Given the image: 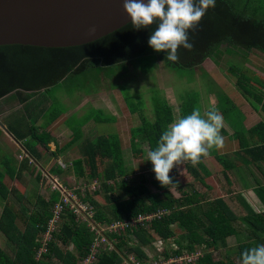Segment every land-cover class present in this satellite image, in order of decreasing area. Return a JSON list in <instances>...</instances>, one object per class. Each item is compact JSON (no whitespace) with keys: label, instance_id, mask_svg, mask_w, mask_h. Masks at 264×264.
Instances as JSON below:
<instances>
[{"label":"trees","instance_id":"1","mask_svg":"<svg viewBox=\"0 0 264 264\" xmlns=\"http://www.w3.org/2000/svg\"><path fill=\"white\" fill-rule=\"evenodd\" d=\"M155 27L156 25H152L137 30L128 22L99 39L69 47L0 45V100L5 98L10 103L16 101L23 106L40 89H47L69 73L80 75L89 68L117 64L144 55L161 60L164 66L171 70H177L198 68L206 59L213 60L223 53L240 52L243 59L253 49L264 53V4L260 0H216L215 7L207 11L197 30L189 32L190 41L194 44L193 49L189 51L181 47L179 61L175 63L165 59L166 53H157L149 47L148 39ZM143 69L145 70L144 66ZM226 75L233 85V90H238L255 110L261 113L256 123L249 127L242 124L245 127L237 129L235 128L237 126H232L233 122L229 116V110L235 106V102L229 98L228 93H225L226 95L223 92L216 93L217 108L232 128L231 133H227L224 127L221 132L237 140V147L229 153L211 154L227 179L228 172L237 169L241 164L264 162V81L261 76L245 66L229 65ZM233 90H230L231 93ZM152 102L154 122L140 114L139 125L130 129L131 138H137L136 141L133 139L130 141L134 155L142 152L137 146L139 140L147 142L149 149H155L159 134L173 121L172 108L165 98L152 96ZM197 103L198 95L193 93L180 103L179 116L191 114ZM128 108L130 113L136 111V107ZM42 112L38 113L42 122L39 125L31 124L27 131L22 129L23 119L17 120L18 124L6 125L15 138L26 140L24 150L27 155L22 157L16 171L15 175L18 178L21 171L29 167L30 158L33 161L37 159L36 143L46 144L50 140L49 133L44 129L61 115V112H54L46 116ZM91 117L87 116L84 122ZM94 119L96 122L107 120L99 116ZM78 139L79 137L75 136L69 145ZM81 148L83 158H76L71 162L73 172L78 178L86 177L90 181L98 179L106 204L100 205L93 197L100 192L99 189L94 190L93 195L89 193L80 195L81 201L86 203L89 207L87 209L92 212L90 220L104 224L115 219L130 218L138 213L170 210L168 215L154 217L146 226L136 225L125 229V233L108 234L114 242V248H105L97 253V259L93 264H122L127 255L138 259L146 257L145 244L157 239L175 240L172 224H177L182 231L176 237L179 250H173V254H179L184 250L218 249L224 246L226 237L238 233L235 226L238 219L246 225L253 237L240 241L237 245V258L240 264L244 250L264 244V210L251 211L238 217L220 197L203 200V195L196 190L190 193L184 191L176 197L167 187H162L156 178L153 180L157 188L155 192L150 191L143 180L133 184L127 182L124 179L126 167L122 157L121 140L117 134L98 136L95 141L82 144ZM97 156L110 159L102 170H98ZM83 163L89 167L87 172L84 171ZM9 166L10 162L1 157L0 168L6 170ZM2 169L0 200L5 203L0 212V231L6 236L10 251L0 247V264H80L89 251L92 234L70 209H66L60 231L72 243L73 249H60L54 239L57 234L52 233L53 239L46 242V250L40 254L43 260L35 258L42 244L39 240L41 234L46 230L48 220L53 215L51 206L60 198L59 192L53 190L47 200L39 194H34L35 201L29 209L21 201L24 198L23 196L20 198L23 193L18 195L4 183ZM185 169L194 180L204 182L198 168L192 167L190 162L185 163ZM61 170L60 164H56L47 172L60 174ZM37 177H40V173H37ZM253 190L264 205V185H257ZM116 191H121L126 195L125 198L120 197ZM12 197L19 201L17 207L11 204ZM201 202L207 207L202 211ZM18 220L22 225H18ZM76 230L82 232L81 235H78ZM129 236L136 238L138 243L130 244ZM187 264L236 263L232 259H214L211 253L207 252L193 263Z\"/></svg>","mask_w":264,"mask_h":264},{"label":"rangeland","instance_id":"2","mask_svg":"<svg viewBox=\"0 0 264 264\" xmlns=\"http://www.w3.org/2000/svg\"><path fill=\"white\" fill-rule=\"evenodd\" d=\"M260 1L264 4V0ZM223 47L224 45H222ZM235 49L239 48L235 47ZM252 51L254 53H248L245 59H243L240 52L223 53L213 60L212 58L206 59L198 68L171 70L165 67L161 60H154L144 55L117 64L89 68L80 75L69 73L62 80L49 86L47 89H40L21 108L18 102L12 101L10 103L5 98H2L0 100V122L3 125L4 120L9 117L11 118V123L18 124L16 121L23 119L22 129L27 131L31 124L39 125L42 122V119L38 116L39 112L43 111L42 113H45L46 116L54 112H61V120L56 119L51 124L56 127L62 125L61 128L66 132L62 141H66L71 136L72 139L75 136L79 137L72 148V152L69 153V160L77 156V158H83L81 151L82 144L93 142L98 136L117 134L121 140L122 157L126 167L124 179L132 184L143 180L144 185L150 191L155 192L157 191L153 183L155 173L152 170L151 161L146 160V151L149 150L147 142L138 141L137 146L142 151L138 155L133 154L130 146L132 139L134 141L137 140V138H131L130 129L139 125L140 114L145 115L152 123L155 120L152 96L163 97L168 101L172 108L174 120L179 116L180 103L193 95V93H197L198 95L196 106L202 113L210 107L218 109L216 93H228L229 98L235 102V106L229 110V116L233 122L232 126H237L235 127L237 129H242L244 125L249 127L260 119L261 113L255 110L238 90H233V85L227 78L226 71L229 65L245 66L254 73L260 74L261 78L264 79V53L261 55L257 50ZM230 90H233V93ZM128 106L136 107V111L130 113ZM23 111H31L32 116L29 118H16V116H21ZM87 116L94 117L84 122ZM97 116L107 120L96 122L94 118H97ZM57 120L61 124L56 122ZM50 125L47 126V129ZM224 128L227 133L232 132L231 125L225 120ZM7 131L8 129L5 130L6 133ZM161 134H159V137ZM4 135L0 127V156L6 158L14 169L15 162L21 160L27 153H25L23 147H18L15 142L9 139L5 141ZM221 135L224 137L223 147L218 150L213 148L210 154L203 158L202 162L196 166L204 178V182L194 180L188 174L184 164L178 168H174L170 173L174 181H179L178 186H169L167 189L176 197L180 196L184 191L190 193L192 190L200 192L203 195V200L220 197L238 217L251 211L264 210L253 190L257 185H264V162L250 165L241 164L237 169L230 170L226 179L221 166L211 154L215 152L229 153L237 147V140L229 138V135H225L222 132ZM38 151L39 154L44 155L43 159L47 160L49 158L48 148H38ZM97 161L98 170H102L109 163L110 159L97 156ZM43 166L49 168L51 163L48 166L43 164ZM83 167L84 171L87 172L89 169L88 165L83 163ZM65 168L66 172L61 175L59 174V176L54 173H42L43 168L30 158L29 167L22 171L18 180L7 175L4 183L8 188L14 189L17 194L23 193L20 196V198L24 197L21 201L29 209L35 201L36 195L34 194H39L47 200L53 190L59 191L58 189L60 188L62 189V194H60L62 198L68 200L69 195H72V201L69 202V206L78 203L81 207H85L86 203L81 201L80 195L83 196L87 193L93 195L92 192L96 189H99L100 192L93 195V197L100 205H106L102 191L99 188L98 179L94 178L90 181L86 177H76L71 164L65 165ZM36 169L40 171L37 172L40 173L39 178L37 177V173H35ZM116 193L123 198L126 196L121 191H116ZM74 194L77 196L76 198ZM10 201L13 207H17L19 204V201L13 197ZM4 203L5 201L1 199L0 212ZM201 205V211L207 208L204 207L205 203L201 202ZM64 210L60 220L54 224L53 230L51 228V218L48 220L47 228L42 232L41 239L39 240L44 243V241L53 239L52 233H56L57 236L54 239H56L59 248L71 250L73 249L72 243L60 231L61 223L66 216ZM73 211L74 215H80V213L77 214L79 211L74 209ZM167 211L166 215L170 213V210ZM78 218H80V223L88 227L87 225L90 222L84 216H79ZM17 223L19 226L22 225L19 220ZM171 226L175 231V240L172 238L170 241H163L161 251L159 249L156 250L154 247L153 242L156 240L150 244H145L144 248L149 249L153 258L159 256L161 259H164L165 256H171V247H176V250H179L176 237L182 231L177 224H172ZM235 226L238 233L226 237L224 246L218 249L201 248V253L210 252L214 259H232L236 264H240L237 258V245L240 241L253 239V237L240 219L235 222ZM76 232L78 235L82 233L79 230H76ZM129 238L130 244L138 243L137 239L133 236H129ZM93 240L94 237H90V241ZM164 244H167L166 248ZM0 247L6 251H10L7 238L1 231ZM42 247L38 248L35 255V258L38 260L42 259V256L38 254L39 251H43Z\"/></svg>","mask_w":264,"mask_h":264},{"label":"clouds","instance_id":"3","mask_svg":"<svg viewBox=\"0 0 264 264\" xmlns=\"http://www.w3.org/2000/svg\"><path fill=\"white\" fill-rule=\"evenodd\" d=\"M216 0H124L123 8L133 28L156 25L148 45L155 52L166 53L165 59L179 61V49L191 51L194 44L189 32L195 31ZM222 114L212 107L203 113L197 107L191 114L177 116L160 135L155 149L146 151L156 180L162 187L178 186L170 175L174 168L190 162L196 167L210 151L224 145ZM182 173V172H181ZM180 173V174H181ZM241 264H264V244L242 252Z\"/></svg>","mask_w":264,"mask_h":264},{"label":"water","instance_id":"4","mask_svg":"<svg viewBox=\"0 0 264 264\" xmlns=\"http://www.w3.org/2000/svg\"><path fill=\"white\" fill-rule=\"evenodd\" d=\"M123 3L124 0H0V45L69 47L89 43L130 22ZM0 127L7 130L1 122Z\"/></svg>","mask_w":264,"mask_h":264},{"label":"built area","instance_id":"5","mask_svg":"<svg viewBox=\"0 0 264 264\" xmlns=\"http://www.w3.org/2000/svg\"><path fill=\"white\" fill-rule=\"evenodd\" d=\"M59 195L62 194L61 188L58 189ZM75 198L77 197L74 194ZM72 195L70 194L67 199L62 198V195L60 196L59 200L53 204L52 207V217H51V228L53 230L54 224L61 218V214L64 210L66 212V209H70L73 211L77 210L79 211L77 214L80 213L79 216H84L87 221L90 222L88 224V228L92 234V237H94V240L90 242L89 245V251L86 256L80 261V264H93L95 263L97 259V253L101 252L103 249L108 248H114V245L112 240L109 238L108 234L111 233H125L127 228H131L136 225L146 226L154 217H161L163 215H166L168 212L167 210H160L155 213H138L136 216L130 217V218H123V219H115L110 222L99 224L98 221L90 220L89 217H92L91 210L87 209V205H84L85 207H81L78 205V203L74 204L73 206H69V202L72 201ZM77 201V200H76ZM74 212V211H73ZM76 213V212H74ZM77 216V215H76ZM78 216V217H79ZM163 241L166 242V239H157L153 244L155 245L156 250H162ZM46 242L41 244L43 251H39V255L46 250ZM165 248L167 247V244H164ZM40 249V250H42ZM175 248L171 247V251L175 250ZM144 251L146 253V257H143L142 259H138L132 255H127L124 257L122 264H187V263H193L198 258L203 256V253L201 249H194L191 251H183L179 254H173L171 256H165L164 259H161L159 256L156 258H153L152 253L149 251V249H145Z\"/></svg>","mask_w":264,"mask_h":264},{"label":"crops","instance_id":"6","mask_svg":"<svg viewBox=\"0 0 264 264\" xmlns=\"http://www.w3.org/2000/svg\"><path fill=\"white\" fill-rule=\"evenodd\" d=\"M253 50H256V49H253ZM257 52H260V51L257 50ZM251 53H254V51H252ZM259 54L262 55V52H260ZM259 76H261V75L259 74ZM262 80H264V79H262ZM19 106L21 108L22 104H20ZM21 116H24L26 118H29V117L32 116V113H31V111H23ZM21 116H16V118L17 117H21ZM57 119H60L61 120V116H59ZM1 121H3V120H1ZM56 122H58L59 124H61L58 120ZM8 123L11 125V118H9V117L6 120H4L3 125L6 127V125ZM61 127H62V125L61 126L58 125V127H56V126H53L52 124L48 127V129L46 127L44 129V131L47 132V133H49L50 140L46 144L45 143H36V145H35V149L37 151V159H35V158L34 159H35L36 163H38L40 165V167L43 168L42 173L43 172L45 173V172L49 171L56 164H60V166L62 167V170L60 172V175H61L64 172H66L65 165L71 164V162L78 157L77 156L75 158H72L71 160L68 159L69 153L72 152V150H73L72 148L75 146V143L76 142H74V143H72V144L69 145L70 141L72 140V136L69 137L66 141L65 140L62 141V138L64 137V134L66 132H64V129L61 128ZM16 129H17V127H16ZM41 130L42 129H40V131ZM3 132L5 134L4 135L5 136V138H4L5 141H7L9 139V140L15 142V144L18 147H20V148L23 147V149H24V144H25V141H26L25 138L23 140H18L17 138H15V136L11 132L9 134H8V132L6 133L5 130H3ZM43 147L48 148V150H49V158L50 159L48 158L47 160H45V159H43L44 158V155H41V154L38 153L39 152L38 151V148H43ZM20 161L21 160L15 162V168L14 169L11 166H9L6 170L0 168V169H2L1 172L4 173V180L7 177V175L10 176L13 179H17L18 180V177L15 174H16V171L19 168ZM50 163H51V166L49 168H46V167L43 166V164H46L48 166V165H50ZM22 171H21V173H22ZM37 172L38 171L36 169L35 173H37ZM47 173L48 174H51L53 172H47ZM20 175H19V178H20ZM55 175L59 176V174H55ZM258 201L264 207L263 203L259 199H258Z\"/></svg>","mask_w":264,"mask_h":264},{"label":"flooded vegetation","instance_id":"7","mask_svg":"<svg viewBox=\"0 0 264 264\" xmlns=\"http://www.w3.org/2000/svg\"><path fill=\"white\" fill-rule=\"evenodd\" d=\"M13 91H15V90H13Z\"/></svg>","mask_w":264,"mask_h":264}]
</instances>
